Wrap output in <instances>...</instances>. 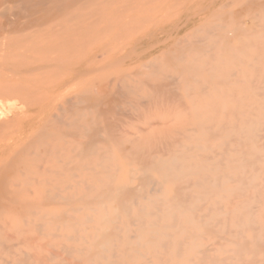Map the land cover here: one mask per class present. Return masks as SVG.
<instances>
[{
    "label": "bare ground",
    "instance_id": "1",
    "mask_svg": "<svg viewBox=\"0 0 264 264\" xmlns=\"http://www.w3.org/2000/svg\"><path fill=\"white\" fill-rule=\"evenodd\" d=\"M71 2L72 0H18L13 5L18 13L32 16L36 12L57 14L63 9H68ZM213 3L214 1H211L209 6L211 7ZM242 9L254 11L257 14L256 20L259 22L264 15V2L248 0L242 5ZM206 10L207 7H204L201 13ZM6 24L15 26L12 22H6ZM3 25L4 23L0 21V29ZM188 25L189 23H185L182 26H176V34L181 33ZM215 28L219 29L220 25L217 27L215 25ZM244 28L241 27L240 32L244 31ZM220 40L224 43H218L215 40L205 43L204 40L200 43L186 44L180 50L178 49L176 54L174 53L175 60L187 62L188 53L194 55L197 52L198 54L205 52L204 59L197 62H199L198 73H206L208 76L206 79L208 86L204 85L206 82H201L197 78L193 84H190L186 78L176 80L164 75L156 85L147 87L149 91L158 93L178 84L181 89L187 91L194 90L195 86L197 91L194 94L197 96L216 90L224 94V91L237 82V79L246 71L252 75L258 74V77L253 76L249 79L243 77L242 81L247 84L246 88L250 89L248 85L256 80L264 83V69L258 68L264 63L263 43L253 46L252 43H236L234 35L220 38ZM166 43L165 39L148 46L137 55L138 59L165 46ZM252 47L255 53L244 54L245 50ZM1 51H3L2 43H0ZM27 52L31 55L23 56L22 61L20 59L19 69L10 67L6 69L11 75L10 80L15 85H9L7 80L8 83H2L4 86L0 87V131L8 123L16 122L21 114H28L37 106L40 109L31 118L32 120L30 119L29 124L26 121V128L22 126L18 129L21 133H26L28 138V142L22 143L19 149H14L13 145L7 147L2 145L4 137L0 135V210L4 211L3 202H12L13 193L22 188L44 193L41 194L40 199L45 202L61 199L68 207L62 213L54 215L37 213L32 206H26L22 216L24 217V214L35 216L36 222L40 223L36 224L35 230L47 231L46 235L49 238L54 237L52 231L57 233L62 229L73 232V235L61 234V238L66 242H79L83 246L75 248L67 245L62 249L66 254H75L79 257V263L76 264H167L174 257L180 258L185 246L193 241L195 242L190 245L192 250L194 249L193 255L199 257L197 260L186 259L187 264H204L205 262L257 264L255 257L258 253L264 252V237L260 235L256 227L257 206L254 204L257 197L245 196L251 183L241 168L244 165L250 167L260 163L264 168V157L259 154L264 151V145L258 144V141L264 137L261 134L264 132V86L257 88L263 92L252 94L250 102H236V108H233L234 104L229 110L222 109L223 105L213 106L215 112H218V108L221 107L223 113L233 117L222 123L219 128L222 132L228 131L231 136L216 145L208 141L196 140L198 142L190 150L199 158L198 171H195L193 163L184 162L181 157H170L167 160L137 158L143 175L140 177L138 187L130 189L125 185L114 184L115 175L106 173L107 168L103 165L101 157L90 158L96 154L93 148L101 137L97 121L101 116L115 114V104L112 101L115 97H109V91L106 90L107 94L96 92L94 95H81L75 102L73 101L74 103L70 99L63 98L64 101L57 109L58 112L53 114L45 107L47 101L44 98L50 97L53 102L59 94L62 99L63 94L68 90L72 76H84L85 72L75 71L82 65L83 59L69 61L66 57L68 55L66 48L32 47ZM7 57L0 54V61H4ZM167 60L168 58L165 61L168 62ZM228 66L231 69H227ZM193 67L194 62L188 61L183 70H186L190 76L196 72ZM51 81V86L47 87ZM4 87L10 88V95H14V98L2 94ZM41 90L43 92H39ZM39 93H43L44 98L37 100L35 96ZM3 95L7 99L4 100ZM227 96L246 97L244 94L230 93ZM238 107H245V110L240 112ZM71 113L75 114L74 119L69 117ZM110 125L113 126L112 123ZM58 126L69 130L74 129L75 134L71 135L67 130L59 128L61 137L59 143H53L58 135ZM70 137L87 140L80 142L74 149L75 155L80 158L78 166H72L73 160L70 156L72 151L67 140ZM211 137L208 136V138ZM234 144L236 146L233 149ZM231 153H235L236 156H232ZM120 154L138 155L135 151L124 149L120 150ZM228 170L234 172H225ZM150 173L157 174L159 179L151 180L147 176ZM22 177H26L25 182L21 181ZM149 185L151 189L146 188ZM164 187L169 188L168 195L158 196ZM49 192H56V195H49ZM240 197L247 199L240 205L230 204L229 208L226 207L225 204ZM228 222H234L240 226L238 237L233 241L235 246L233 254L227 260H216L217 257L211 259L208 255L209 250L203 248L202 241L209 238L215 239L220 234H225L224 230L216 229L217 225H225ZM87 230L90 231L89 234H86ZM247 232H250L251 236L246 240L244 234ZM80 233L85 234L81 236ZM17 235L23 237L22 230H18ZM177 235H180L181 239H175ZM0 248L7 252L14 247L8 244V241L0 240ZM245 255H250V258L245 260ZM15 256L17 258L14 261L15 264H72L61 261L52 263L49 257L38 256L30 262V255L22 252Z\"/></svg>",
    "mask_w": 264,
    "mask_h": 264
},
{
    "label": "rangeland",
    "instance_id": "2",
    "mask_svg": "<svg viewBox=\"0 0 264 264\" xmlns=\"http://www.w3.org/2000/svg\"><path fill=\"white\" fill-rule=\"evenodd\" d=\"M16 1L0 0V21L4 23L0 29V43L3 44V51L0 54L8 56L4 61H0V81H4L0 82V87L4 86L2 83L7 82V80L9 85H15L10 80L11 75L6 69L9 67L19 69L22 57L30 56L31 53L27 51L32 47L66 48L68 50L66 57L69 61L83 59L82 65L75 71L85 72L84 76H72L73 79L71 78L68 90L66 89L62 99L59 94L53 102L50 97H42L43 93L36 94L35 97L37 100L46 99L45 107L53 114L61 107L62 101L66 99H70L74 103L81 95H94L96 92L107 94V91H109V97H115L112 99L115 104V114L109 113V115L101 116L100 120L97 121L101 137L93 148L96 154L90 158H102V163L107 168L106 173L115 175L114 184L116 185H125L130 189L138 187L140 177L143 175L138 166V159L140 158L167 160L170 157H181L182 161L193 163L195 171H198L199 158L195 152L190 150L191 147L200 140L216 145L231 136L228 131L222 132L219 128L222 123L233 119V117L223 113L221 107L218 108L219 110L217 109L218 112H215L213 106L223 105L222 109L229 110L233 104V108H236V102H250L252 94L263 92L257 89L264 86L262 81L256 80V82L248 85L250 89L246 88L247 84L242 81L243 77L247 79L253 76L258 77V74L252 75L249 71L241 75L237 82H233L234 84L224 91V94L216 90L207 92L206 95L199 94L197 96L194 94L197 91L194 85V90L190 91L181 89L178 84L171 88H165L158 93H152L147 88L156 85L164 75L176 80L186 78L190 84H193L195 78L204 83L207 81L206 73H198L199 62H197L204 59L205 52H199V54L197 52L194 55L188 53L187 62L184 61L186 63L175 60L178 49L180 50L186 44L200 43L204 40L205 43L212 40L224 43L220 38L232 35L235 36L236 43H252V46L264 44V15H262V20L257 22V14L254 11L243 10L242 5L248 0H72L70 4L72 6L69 5L68 9H63L57 14L36 12L32 16L18 13L13 5ZM211 1L214 3L210 7ZM258 1L260 2V0ZM204 7H207V10L201 13ZM229 13L231 14L229 15ZM228 15L229 17H227ZM6 22L15 23V26H9ZM185 23H189L187 28L176 34V28ZM215 25L216 27L220 25V28H215ZM241 27H245L242 32H240ZM165 39L167 42L165 46L138 59L137 55L148 46L160 43ZM252 53H255L253 47L244 51V54L247 55H252ZM167 58V61L171 62L170 64L165 61ZM188 61H193V68L196 69V72L190 76L186 70H183ZM179 63L181 67L178 66ZM151 65L152 67H150ZM258 68L263 70L264 63ZM227 69H231V67L228 66ZM210 82L212 83V81ZM51 83L52 81L47 87L51 86ZM204 85L208 86L209 83L206 82ZM8 87L2 89V94L10 97L12 95H10V88ZM229 93L233 95L244 94L246 97H229L227 96ZM6 96L3 97L4 100L7 99ZM12 97L14 98V95ZM116 105L118 106L116 107ZM39 109L40 107L37 106L28 114H21L16 122L8 123L0 131V135L4 137L3 142H1L2 145L6 147L13 145L14 149H19L22 143L28 142L26 133H21L18 129L22 126L26 128L27 123H30L31 118ZM237 109L242 112L245 107H238ZM72 112L74 111L72 110ZM74 115L71 113L69 117L74 119ZM26 121L28 122L26 123ZM110 123L113 124L112 127ZM59 128L60 126H58V135H56L53 143H59L61 138ZM60 130H67L71 135L75 134L76 131L62 127ZM261 134L263 136L264 132ZM209 135L212 137L208 138ZM81 139L79 137L67 138L69 148L72 151L70 153L73 160L72 166H78L80 163V158L75 155L74 149L78 147L80 142L87 141ZM258 144L264 145V137L258 141ZM235 146L234 144L232 148L234 149ZM121 149L135 151L138 155H122L120 154ZM231 154L236 156L235 153ZM259 154L264 157V151ZM241 169L251 183L245 196L257 197L254 204L257 206L255 209L256 227L260 235L264 237V168L260 163L250 167L244 165ZM230 171L234 172L232 170L225 172ZM147 176L154 181L159 179L157 174L150 173ZM20 179L22 182L26 181V177ZM146 188L151 189V186H146ZM168 193L169 188L164 187L158 196L168 195ZM41 194L32 189L22 188L13 193L12 202H3L2 205H5V209L4 211L3 209L0 210V240L8 241V244H12L14 248L7 252L0 248V264H15L14 261L17 259L15 254L18 255L19 252L30 255V262L38 256L49 257L52 263L57 261L79 263L77 255L66 254L62 249L63 246L67 245L75 248L83 246L79 242H66L65 239L61 238V234L73 235V232L60 229L57 233L52 231L54 237L49 238L46 235L47 231H39V233L35 230L36 224H40L36 222L35 216L25 214L24 217L22 216L26 206H32L37 213L49 215L62 213L68 208L59 198L54 202L41 200L40 198L44 193ZM48 194L55 196L56 192H49ZM246 197L235 198L224 204L228 208L230 204L240 205L246 201ZM219 229L224 230L225 234H220L215 239L209 238L202 241L203 248L209 250L208 255L211 259L217 257L216 260H227L233 254L235 248L233 241L238 237L240 226L234 222H228L225 225H217L216 230ZM18 230H22L23 237L17 235ZM89 233L90 231L87 230L86 234ZM80 234L83 236L85 233ZM245 234L244 239H249L251 233ZM180 237L177 235L175 239H181ZM190 245L185 246L179 256L180 258L174 257L167 264H187L186 259L197 260L199 256L193 255L194 249L192 250ZM51 253H55L56 256L55 254L52 256ZM263 253H258L255 257L257 264H264ZM249 256L245 255L244 259L248 260ZM204 264L212 263L205 262Z\"/></svg>",
    "mask_w": 264,
    "mask_h": 264
}]
</instances>
